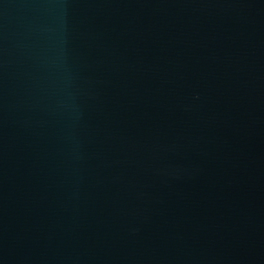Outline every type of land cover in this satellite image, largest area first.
<instances>
[{
  "label": "water",
  "instance_id": "obj_1",
  "mask_svg": "<svg viewBox=\"0 0 264 264\" xmlns=\"http://www.w3.org/2000/svg\"><path fill=\"white\" fill-rule=\"evenodd\" d=\"M0 264H264V0H0Z\"/></svg>",
  "mask_w": 264,
  "mask_h": 264
}]
</instances>
